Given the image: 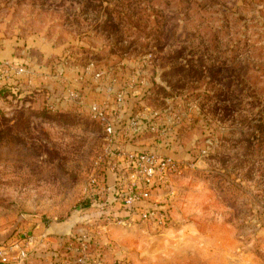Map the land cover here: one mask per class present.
<instances>
[{"label":"rangeland","instance_id":"obj_1","mask_svg":"<svg viewBox=\"0 0 264 264\" xmlns=\"http://www.w3.org/2000/svg\"><path fill=\"white\" fill-rule=\"evenodd\" d=\"M0 49L8 264H264V0H0Z\"/></svg>","mask_w":264,"mask_h":264},{"label":"built area","instance_id":"obj_2","mask_svg":"<svg viewBox=\"0 0 264 264\" xmlns=\"http://www.w3.org/2000/svg\"><path fill=\"white\" fill-rule=\"evenodd\" d=\"M18 72H21L22 68H17ZM5 72V69L0 72V78L2 77L3 73ZM2 73V74H1ZM94 117L100 118L104 120V112L105 110L100 108V106L94 105L92 106V110L90 111ZM137 116H130V119L128 121V126H131L132 131L136 132L140 129L142 130V125L139 122ZM147 127L151 131H155V125L152 123H147ZM105 132L109 140L114 139L115 129L114 125L109 121L105 123ZM105 155L108 159H119L120 157L123 158L127 164L131 163V167H135L136 171L143 176V179L145 181V184H152L155 182V178H157L158 182L164 181L167 179L168 176L171 174H174L176 172L181 171V163L180 161L165 156L162 154H159L157 152L149 151V150H133V151H119L115 153V150L113 148H107L105 150ZM110 169L113 171L119 170L117 168L115 162H111ZM123 173H120L122 175ZM133 177L135 174H132ZM118 179L120 177H117ZM96 180H91V185H95ZM114 188V187H113ZM123 196V197H122ZM121 199L124 201L125 204L128 206H136L137 204L144 203L145 200L150 198V193L147 188H140L138 189H130L128 193H124L122 195ZM153 212L150 211H142L141 215L145 218L150 217V215ZM24 256V251H19V256ZM11 260V253H9V249L6 247V245L0 244V264H8Z\"/></svg>","mask_w":264,"mask_h":264},{"label":"crops","instance_id":"obj_3","mask_svg":"<svg viewBox=\"0 0 264 264\" xmlns=\"http://www.w3.org/2000/svg\"><path fill=\"white\" fill-rule=\"evenodd\" d=\"M13 41H14V43H16L15 40H13ZM12 43H13V42H12ZM6 52H10V50L7 49ZM2 55L5 56V55H4V50L0 49V60L3 58ZM7 63H8V62H7ZM97 89H99V87L96 86V90H97ZM102 90H103V89L101 88V91H102ZM93 91L96 92L95 90H93ZM96 93H97V92H96ZM98 94H100V93H98ZM108 104H109V106H110V103H108ZM108 104L105 105L104 102H96L95 104H92V105L90 104V105H89V112H90V110H92V106H94V105L100 106V108L105 109V107H107ZM110 109H111V110H112V109L114 110V108H110V107H108L107 110L105 109V111H109ZM119 111H121V110H119ZM121 112H122V111H121ZM132 140H133V139H132ZM119 160L123 161L124 159L120 157ZM109 167H110V166H109ZM122 167H124V166H122ZM109 169H110V168H109ZM119 174H120V173H119Z\"/></svg>","mask_w":264,"mask_h":264},{"label":"trees","instance_id":"obj_4","mask_svg":"<svg viewBox=\"0 0 264 264\" xmlns=\"http://www.w3.org/2000/svg\"><path fill=\"white\" fill-rule=\"evenodd\" d=\"M152 118H153V117H152ZM152 118H151V119H152ZM149 119H150V118H149ZM147 122H148V121H147Z\"/></svg>","mask_w":264,"mask_h":264}]
</instances>
